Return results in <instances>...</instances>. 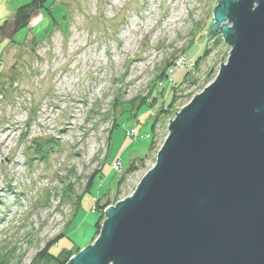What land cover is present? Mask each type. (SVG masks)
<instances>
[{"label":"rangeland","instance_id":"obj_1","mask_svg":"<svg viewBox=\"0 0 264 264\" xmlns=\"http://www.w3.org/2000/svg\"><path fill=\"white\" fill-rule=\"evenodd\" d=\"M30 1L0 0L3 264H31L61 233L48 248L52 255L72 250L71 258L90 245L109 206L96 207L97 200L102 206L133 192L154 164L169 121L215 79L231 50L210 31L220 0H47L13 33L14 12ZM204 49L209 53L196 66ZM168 62V82L160 83ZM173 85L177 99L156 125L151 148L148 123L170 102Z\"/></svg>","mask_w":264,"mask_h":264},{"label":"water","instance_id":"obj_2","mask_svg":"<svg viewBox=\"0 0 264 264\" xmlns=\"http://www.w3.org/2000/svg\"><path fill=\"white\" fill-rule=\"evenodd\" d=\"M212 19L227 61L66 264H264V0H220Z\"/></svg>","mask_w":264,"mask_h":264},{"label":"trees","instance_id":"obj_3","mask_svg":"<svg viewBox=\"0 0 264 264\" xmlns=\"http://www.w3.org/2000/svg\"><path fill=\"white\" fill-rule=\"evenodd\" d=\"M47 0H31L29 3L27 4H24L22 6H19L16 11L14 12V15H13V33H16L18 31H20L21 29L27 27L30 23V20L32 18V15L35 11L39 10V9H42L44 8L45 6V3H46ZM48 9V8H46ZM49 10V9H48ZM49 15L50 17L52 16L51 15V12H49ZM3 26H0V34L2 35V28ZM209 53V50H205L201 53L200 56H198L195 60V64L196 66L198 65V63L200 62V60H202L204 57H206ZM173 68V64L172 62H168L166 65H165V69L160 73V76L158 78V81H160L161 83V80L162 79H165L167 82H168V76L166 74V71L167 69H172ZM191 70H188L186 71L185 75L183 76V81L185 82L187 77L190 75V72ZM176 85V84H175ZM173 85L171 88H172V96H171V99H170V102L168 104H162V106L160 107L158 113L156 114V116L151 120L149 121L148 123V128H149V131H150V134L152 136V142H151V148L153 147L154 145V132H155V127L156 125L159 123L160 121V118L164 115V114H168V113H171V111L173 110V107H174V104H175V101H176V86ZM156 86H157V83H156ZM156 86H153V87H156ZM152 89V88H151ZM152 93V92H151ZM150 93V94H151ZM156 99V98H154ZM153 99V102L155 101ZM150 104L151 101H150V97L145 99H141L140 102L135 106V110L133 111L132 114H130V117L134 120H137V114L140 110V108L145 105V104ZM114 107H115V104H114ZM130 108H129V112H130ZM117 127V118L114 117L113 119V122H112V125H111V128L109 130V135H108V149H107V153L109 151V146H110V139H111V133L112 131ZM48 143H53L52 140H49ZM41 145H37L36 147H40ZM43 148V146H41ZM40 149L36 150V152H41V154L44 155V151L43 149ZM36 154V153H35ZM136 169V166L135 164L132 162L130 163V165L128 166L127 168V172H133L135 171ZM99 173V172H98ZM96 174V172L92 173L91 176L88 178V181L85 185V188L83 190V192L81 193V195L77 198V202H76V205L80 204L81 202V198L83 197V195L87 192L90 191L91 187L93 186V183L94 181L96 180L97 178V175L99 174ZM118 185H119V182H118ZM118 190V188H117ZM116 200V198H114ZM109 205V202L107 200V203L104 204V205H100V200H97L96 202V207H100V208H104L105 206ZM104 206V207H103ZM103 215H101L98 219V221L96 222L95 224V228H96V235L99 234V231H100V228H101V223L103 221ZM68 225V223L65 225V227ZM64 233H61L59 236H57L56 238H54L50 243L47 244V246L43 249H41V251H39L32 259L31 261V264H66L67 261L69 260L70 258V254H71V251L72 250H67V251H64L59 253L58 255H52L49 251V246L53 245L57 239H59L60 237L63 236ZM50 246V247H51ZM79 250V249H78ZM64 255V256H63ZM0 264H3V261L0 260Z\"/></svg>","mask_w":264,"mask_h":264},{"label":"bare ground","instance_id":"obj_4","mask_svg":"<svg viewBox=\"0 0 264 264\" xmlns=\"http://www.w3.org/2000/svg\"><path fill=\"white\" fill-rule=\"evenodd\" d=\"M104 217V216H103Z\"/></svg>","mask_w":264,"mask_h":264}]
</instances>
